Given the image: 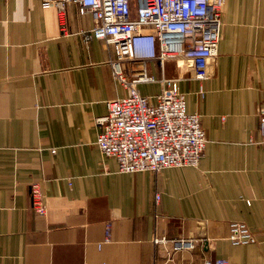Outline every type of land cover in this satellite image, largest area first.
Wrapping results in <instances>:
<instances>
[{"label": "crops", "instance_id": "obj_1", "mask_svg": "<svg viewBox=\"0 0 264 264\" xmlns=\"http://www.w3.org/2000/svg\"><path fill=\"white\" fill-rule=\"evenodd\" d=\"M92 27L75 6L61 24L39 0H0V264H264V0H225L209 79L175 59L141 63L178 81L206 139L196 167L158 173H120L96 145V119L126 91L113 49L85 39ZM161 88L137 86L152 103ZM32 183L45 216L32 209ZM232 222L256 243L232 246Z\"/></svg>", "mask_w": 264, "mask_h": 264}, {"label": "built area", "instance_id": "obj_2", "mask_svg": "<svg viewBox=\"0 0 264 264\" xmlns=\"http://www.w3.org/2000/svg\"><path fill=\"white\" fill-rule=\"evenodd\" d=\"M39 1L42 9L56 10L61 24L68 6H75L80 16H90L93 27L85 39L102 41L115 53L110 62L112 74L126 94L106 102V114L96 119L101 130L96 145L101 154L115 160L123 174L196 167L206 145L199 116L187 112L185 95L176 79L149 77L141 63L154 60L162 67L166 60L175 59L192 69L196 80L209 79V68L218 55L225 0ZM143 83L162 85L155 103L139 93L137 86ZM257 116L259 145L264 150V107L258 109ZM30 187L34 213L45 216L39 184ZM154 199L158 205L160 194ZM227 241L232 246L256 243L249 228L240 222L229 224ZM110 242L111 226L106 224L103 243ZM153 243L166 244L167 239L154 237ZM183 246L186 243L181 241ZM204 264L227 262L205 260Z\"/></svg>", "mask_w": 264, "mask_h": 264}]
</instances>
